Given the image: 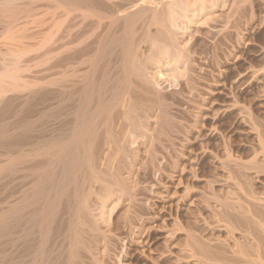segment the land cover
I'll use <instances>...</instances> for the list:
<instances>
[{"label":"bare ground","instance_id":"obj_1","mask_svg":"<svg viewBox=\"0 0 264 264\" xmlns=\"http://www.w3.org/2000/svg\"><path fill=\"white\" fill-rule=\"evenodd\" d=\"M208 2L219 0H0V264H121L129 255L124 242L150 235L156 188L179 170L176 145L187 137L179 138L186 124L174 114L181 103L170 100L154 69L185 64L177 93L197 92L194 57L178 30ZM259 138L264 155V133ZM230 174L249 200L253 189ZM121 208L115 225L110 215ZM219 210L218 221L237 230ZM257 221L259 232L248 225L245 242L235 239L239 248L230 252L239 258L230 264H264V220ZM188 232L198 264L226 263L211 242Z\"/></svg>","mask_w":264,"mask_h":264},{"label":"rangeland","instance_id":"obj_2","mask_svg":"<svg viewBox=\"0 0 264 264\" xmlns=\"http://www.w3.org/2000/svg\"><path fill=\"white\" fill-rule=\"evenodd\" d=\"M235 1L219 0L216 6L208 2L202 6L204 7L202 12L198 9L201 6L192 9L188 13L189 22L186 21L187 23L182 25L183 29L178 30V36H181L179 40L182 41V45L190 48L191 57H194L193 62L191 61L192 73L194 72L193 78L199 88L196 93L193 92L195 96L187 92L186 88L187 91H182L183 95L177 93L185 82L182 76L185 64L163 63L154 69L155 75L158 76L157 80L160 79L158 81L169 94L170 100H176L177 104L181 103L177 107L179 110L175 109L173 113L180 115L184 125L186 124L187 130L184 129L185 126L181 127L186 134H181L179 138L182 135L187 137L181 138L184 140L183 145L185 144L183 147L180 142L178 144L175 141L176 148L179 145V151L182 148L183 152V155L178 157L181 169L173 170L174 173L178 172L173 173V176L170 170L171 174L163 179L162 185L158 184L161 187L156 188L158 197H155L154 202L157 204L152 212L150 211L152 219L148 225L150 229L152 228L150 235L147 237L145 234L142 242L136 243L137 246L136 244L131 246L126 240L124 244L126 243L129 248L125 250L129 252V257H124V260L121 258V264H198L197 260L190 257L186 246L188 231L201 236L200 240L204 243L211 242V245H207L210 247L208 249L211 251L214 248L213 253L215 251L216 255L219 254L222 260H227L229 263L227 261L226 263L230 264L231 257V261L238 257L237 254L236 257L231 254L239 248L235 245L236 240L245 242L244 233L247 235V232L244 231L249 227L260 231V224L255 222L258 218L264 220V166H262L264 155L260 149L259 138V133H264V0H247L249 2L245 1L246 3L242 2L243 0L236 3ZM237 17L241 25L233 27V21ZM182 32L185 34H181ZM171 94L174 98L179 96L180 100L174 99ZM153 126H156L155 122L152 123V128ZM144 151V149L141 151L143 158ZM237 163H247V167L240 169ZM182 167H186V170L182 171ZM231 170L239 173L237 175L239 179L242 178L244 187L247 190L253 189L249 191L251 195L253 191L255 196L248 200L249 197L246 198L241 190L239 192L238 184L235 185V181L238 180L233 179ZM157 178L159 179V176L154 179ZM218 197L227 204H225L227 207L223 206L226 209L220 207ZM240 203L245 205L241 206ZM251 205L258 210L257 212L252 206L259 216L256 220L254 219L256 216L245 212L246 206ZM231 206L229 211L228 207ZM123 209L125 208L113 211L110 215L112 217L108 218L109 221H114L115 225L120 222L125 215ZM219 209L227 210L226 215L235 219L231 221L236 228L239 227L235 229L236 231L229 232L227 229L230 227H225L226 223L218 221ZM241 219L242 221H239ZM255 224L258 228H253ZM177 227L181 229L177 230ZM263 232L259 234L264 239ZM261 246L260 249L264 251V241L261 242ZM242 247L247 249L249 246ZM251 249L250 247V251L247 249L245 252H251ZM220 252L223 254L220 255Z\"/></svg>","mask_w":264,"mask_h":264}]
</instances>
